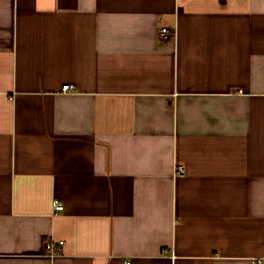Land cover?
<instances>
[{
	"label": "crops",
	"instance_id": "crops-1",
	"mask_svg": "<svg viewBox=\"0 0 264 264\" xmlns=\"http://www.w3.org/2000/svg\"><path fill=\"white\" fill-rule=\"evenodd\" d=\"M126 263L264 264V0H0V264Z\"/></svg>",
	"mask_w": 264,
	"mask_h": 264
},
{
	"label": "built area",
	"instance_id": "built-area-1",
	"mask_svg": "<svg viewBox=\"0 0 264 264\" xmlns=\"http://www.w3.org/2000/svg\"><path fill=\"white\" fill-rule=\"evenodd\" d=\"M172 33L173 32L170 31L169 29H163L161 31V37L162 38H166ZM73 90H74V87L72 85H66V86L63 87V91L64 92H69V91H73ZM184 173H185L184 167H178L177 168V174L178 175L182 176V175H184ZM64 209H65L64 205L61 204L60 202L56 201L54 203V213L55 214H58V213L62 212ZM63 246H64V242L63 241H60L57 244V243L49 240V241H47L45 243V250L48 253V255H50L51 257H55V256H57V255L62 253ZM261 261L259 260V262H261ZM126 264H128V263H126Z\"/></svg>",
	"mask_w": 264,
	"mask_h": 264
}]
</instances>
